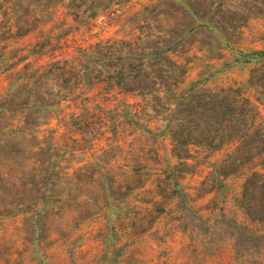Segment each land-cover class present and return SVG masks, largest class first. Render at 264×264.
I'll return each mask as SVG.
<instances>
[{"label": "rangeland", "instance_id": "374dc122", "mask_svg": "<svg viewBox=\"0 0 264 264\" xmlns=\"http://www.w3.org/2000/svg\"><path fill=\"white\" fill-rule=\"evenodd\" d=\"M260 160L264 0H0V264H264Z\"/></svg>", "mask_w": 264, "mask_h": 264}, {"label": "trees", "instance_id": "16d2710c", "mask_svg": "<svg viewBox=\"0 0 264 264\" xmlns=\"http://www.w3.org/2000/svg\"><path fill=\"white\" fill-rule=\"evenodd\" d=\"M264 161H262V160H260V161H258L257 163H256V165H258L259 167H263L264 165Z\"/></svg>", "mask_w": 264, "mask_h": 264}]
</instances>
